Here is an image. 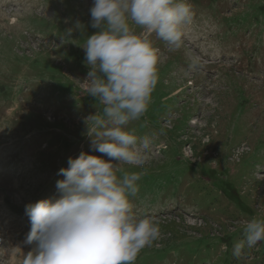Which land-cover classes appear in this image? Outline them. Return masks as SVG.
Segmentation results:
<instances>
[{"label": "rangeland", "instance_id": "1", "mask_svg": "<svg viewBox=\"0 0 264 264\" xmlns=\"http://www.w3.org/2000/svg\"><path fill=\"white\" fill-rule=\"evenodd\" d=\"M187 2L179 49L129 20L159 57L148 109L126 126L151 139L146 162L116 165L141 173L133 212L159 225L134 264H264V241L233 255L264 216V0ZM91 5L0 0V264H22L25 205L58 195V170L90 151L86 118L103 108L85 81Z\"/></svg>", "mask_w": 264, "mask_h": 264}, {"label": "clouds", "instance_id": "2", "mask_svg": "<svg viewBox=\"0 0 264 264\" xmlns=\"http://www.w3.org/2000/svg\"><path fill=\"white\" fill-rule=\"evenodd\" d=\"M89 12L97 31L82 47L89 68L85 81L102 112L86 118L90 151L68 157L67 167L58 170L63 177L56 181L58 195L25 205L30 221L25 243L34 247L22 264H134L160 235L152 217L137 218L129 199L139 191L141 173L120 169L117 175V164L141 167L146 162L143 150L151 139L137 137L126 126L147 111L158 81L157 50L130 28L129 20L179 49L181 26L191 21L192 7L187 0H92ZM71 33L68 29L66 35ZM243 231L234 256L264 241V216L252 217Z\"/></svg>", "mask_w": 264, "mask_h": 264}, {"label": "bare ground", "instance_id": "3", "mask_svg": "<svg viewBox=\"0 0 264 264\" xmlns=\"http://www.w3.org/2000/svg\"><path fill=\"white\" fill-rule=\"evenodd\" d=\"M3 2H4V1H3ZM3 2H1V3H3ZM9 3H10V2H9ZM2 5H3V6H5L6 4H5V5H4V4H2ZM8 5H9V4H8ZM190 39H191V38H190Z\"/></svg>", "mask_w": 264, "mask_h": 264}]
</instances>
